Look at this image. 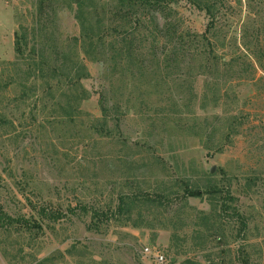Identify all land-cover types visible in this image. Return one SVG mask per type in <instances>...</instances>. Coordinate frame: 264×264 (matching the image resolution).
I'll use <instances>...</instances> for the list:
<instances>
[{
	"label": "rangeland",
	"instance_id": "374dc122",
	"mask_svg": "<svg viewBox=\"0 0 264 264\" xmlns=\"http://www.w3.org/2000/svg\"><path fill=\"white\" fill-rule=\"evenodd\" d=\"M198 1L205 9H166L192 54L154 57L147 45L141 71L139 59L107 67L80 47L78 11L105 10L113 28L118 0H0V206L44 228L0 230V264H153L144 247L169 264H264V0ZM216 185L245 232L234 217L214 222L220 195L181 198ZM126 195L166 207L140 200L131 221L142 226L125 217L97 232L91 214L68 213H105Z\"/></svg>",
	"mask_w": 264,
	"mask_h": 264
},
{
	"label": "trees",
	"instance_id": "16d2710c",
	"mask_svg": "<svg viewBox=\"0 0 264 264\" xmlns=\"http://www.w3.org/2000/svg\"><path fill=\"white\" fill-rule=\"evenodd\" d=\"M192 7L203 10L204 6L198 0H186ZM219 1V0H215ZM178 0H118L119 5L122 9H127V12H122L121 8L116 9V13H112L113 18L117 20L122 19V23L119 26H112L109 24L112 21V17L107 21L100 20L103 16L105 10L98 12L96 9L95 13L85 14L83 11H78L77 20L80 26V43L81 50L88 60L92 62H102L104 66H113L119 67L125 59H139L145 56L142 51H146V46L149 45L150 49L147 51L151 56L159 57L161 54V49L170 47V56L169 58H174L178 56H183V60L187 58L190 54V49H186L183 45V35L178 36L177 31L174 29V19L169 18V14L166 13V9L171 4H176ZM82 7V4L80 5ZM141 7L142 14H139V11L136 8ZM111 14V12H110ZM209 10H208V13ZM95 19H94V18ZM125 20V22H124ZM99 25V26H98ZM17 37V35H16ZM79 38H77L79 40ZM194 39L198 37L194 36ZM193 39V40H194ZM153 40V43L150 45L149 42ZM192 40V41H193ZM146 41L148 44H146ZM191 41V42H192ZM154 42H157L154 44ZM194 42V41H193ZM160 44V50H155L154 46ZM146 47V48H145ZM17 49V46H16ZM163 53V52H162ZM131 62H134V61ZM160 60V59H158ZM139 65L141 71L146 65V59L140 60ZM174 62V61H173ZM65 64L59 68L60 72H63ZM115 69V67H114ZM113 85V84H112ZM220 195L222 199V206L217 214L214 215V222H217V219H222L223 217L236 218L237 223L240 225V233L245 232L247 228V222L245 218L240 214L236 209L235 199L232 197L228 190L224 191L223 188L219 186H210L205 191L201 189H192L186 186L183 191V196L181 198H201L204 195L215 196ZM180 199V198H179ZM141 200L143 205H158L159 207H166L163 204L161 198H146L142 199L137 195L134 196H123L120 197L117 206L113 210H109L105 213L98 211L94 208L77 206L75 208L69 207L68 213L72 215H90L91 225L88 227L90 230L97 232L99 230L98 223L101 222L104 225H107L112 220H122L127 217L125 222L129 224L131 217L135 209L133 206ZM195 220L197 222L201 221L202 213H196ZM39 215L42 219L47 220L51 223H58L66 218L65 213L57 212H48L46 210H40ZM133 227L142 226V223L132 222ZM215 223H213L214 225ZM212 225V226H213ZM0 230L5 233H11L15 230L17 232L25 233H37L42 234L44 232L43 224L38 222L33 216L27 218L25 216L13 217L6 213L3 208L0 206ZM174 230V231H173ZM177 229L172 228L173 239H177ZM187 251L178 249L175 251L176 256H182L186 254ZM184 264H193L191 261H185ZM200 264V263H195Z\"/></svg>",
	"mask_w": 264,
	"mask_h": 264
},
{
	"label": "built area",
	"instance_id": "2783aa9c",
	"mask_svg": "<svg viewBox=\"0 0 264 264\" xmlns=\"http://www.w3.org/2000/svg\"><path fill=\"white\" fill-rule=\"evenodd\" d=\"M142 255L153 264H169L168 257L166 254L158 248L144 247Z\"/></svg>",
	"mask_w": 264,
	"mask_h": 264
}]
</instances>
